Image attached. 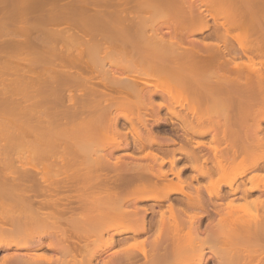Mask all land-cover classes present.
<instances>
[{
    "label": "bare ground",
    "instance_id": "1",
    "mask_svg": "<svg viewBox=\"0 0 264 264\" xmlns=\"http://www.w3.org/2000/svg\"><path fill=\"white\" fill-rule=\"evenodd\" d=\"M236 27L251 43L238 42L243 54L237 55L248 63L236 62L228 43ZM205 30H211L210 40L189 38ZM0 61L2 70L28 75L1 84L12 92L0 97V117L20 126V138L11 141L16 147L0 145V159L7 160L0 161V249L20 248L37 236L29 247L60 253H8L0 264H205L209 238L231 236L246 244L242 264H264V209L261 218L254 215L258 220H241L242 226L230 221L234 195L240 192L246 201L252 191L264 194V184L255 182L259 174L242 180L264 167V0H0ZM159 80L191 96L190 114L154 99L167 92ZM13 91L21 93L14 97ZM162 108L181 119L185 141L198 149L187 155L196 168L193 178L205 176V183L180 177L176 150L163 159L146 148L156 140L138 125L145 126L148 110L158 120ZM132 109L137 112L128 113ZM120 118L151 163L114 155L122 139L124 146L130 141ZM1 126L5 136L9 130ZM206 134L216 144L195 138ZM20 156L26 161L19 166L11 161ZM34 159L45 162L38 167ZM169 172L175 179L167 178ZM209 214L203 230L200 221ZM152 229L149 246L143 239L126 243ZM117 244L127 245L97 260Z\"/></svg>",
    "mask_w": 264,
    "mask_h": 264
},
{
    "label": "rangeland",
    "instance_id": "2",
    "mask_svg": "<svg viewBox=\"0 0 264 264\" xmlns=\"http://www.w3.org/2000/svg\"><path fill=\"white\" fill-rule=\"evenodd\" d=\"M211 21V20H210ZM163 30H167V29H163ZM221 31H218L219 33L220 32H224V29L223 28H221L220 29ZM208 31H209V33H208ZM210 31L211 30H205V31H202V32H193L190 36H189V38H198V39H200V38H202V37H206L207 36V38L206 39H209L210 40ZM232 31V32H231ZM231 31H230V37L228 36L227 38H228V40L230 41V42H228L229 44H232V45H234L233 47H234V49L236 50L235 51V53H236V55H237V53H242V49L239 47V43H242L243 44V46L245 45V46H247V45H251V43H250V41H248V40H243V38L245 37V35H246V33L244 34V31L243 30H241V28H238V27H236V28H233V29H231ZM167 32V31H166ZM252 31H250V33H247V34H249V35H254V36H257V34H259V32L257 31V32H252ZM217 33V32H216ZM166 34H168V33H166ZM223 34V33H222ZM209 35V36H208ZM224 35V34H223ZM236 36V37H235ZM226 37V36H225ZM208 40V41H209ZM238 40V41H237ZM242 40L244 41V42H242ZM237 41V42H236ZM239 41H241V42H239ZM239 42V43H238ZM241 45V44H240ZM236 47V48H235ZM242 50V51H241ZM243 54V53H242ZM242 54L241 55H237L236 56V58L234 59L236 62L238 61V62H244V63H248L249 61H247L246 60V56H244V57H242ZM255 63V65L254 66H257V65H260V63L256 60V61H254ZM20 63V62H19ZM259 63V64H258ZM14 64V65H13ZM12 64V66H16V64L15 63H13ZM22 64H24V63H22ZM2 65V63H1V61H0V66ZM21 65V64H20ZM21 66H23V65H21ZM1 68V67H0ZM5 70V71H4ZM2 71H4V72H2ZM1 72H2V74H1ZM44 71H42V73H43ZM45 73V72H44ZM15 74V75H14ZM0 75H1V77H0V85L2 84V82H3V86L5 85L4 83H6V82H8V83H14V82H16L17 83V78L19 79V77H21L22 76V78L23 79H25V78H27L28 77V75L26 74V73H23V72H18V71H14L13 73L11 72V70H8V69H0ZM10 75V76H9ZM11 75L12 76H14L15 77V79H13L12 80V77H11ZM19 75H21V76H19ZM27 75V77H25V76ZM42 75H45V76H47L46 75V73L45 74H42ZM7 76H9L8 78H7ZM3 77L5 78L4 80H3ZM11 77V79H9ZM13 77V78H14ZM17 77V78H16ZM21 78V79H22ZM46 78H48V76L46 77ZM9 81H8V80ZM23 79H22V81H23ZM154 79V78H150L149 79V81H152V80ZM16 80V81H15ZM157 80V79H156ZM5 81V82H4ZM14 81V82H13ZM153 81H155V79L153 80ZM159 81H161V80H159ZM21 83V81L19 80L18 81V83ZM157 83H160V82H158V80L156 81ZM164 83H165V85H164ZM162 82L161 81V84L160 85H162L163 86V88L167 91V92H165L166 93V95H164V92L159 96V95H157V96H155L154 97V99L156 100V101H167V103L168 104H171V106L172 107H174V109L175 110H177V111H179L180 112V115L183 113H187V114H190L189 112H188V104H187V100L186 99H190L191 98V96L190 95H188V94H185V95H181L180 94V92L179 93H177L178 91L175 89L176 87H174V89H175V91L172 89L173 88V86L171 85V84H166V82ZM7 84V83H6ZM15 84V83H14ZM167 85V86H166ZM9 86V85H8ZM166 86V87H165ZM6 87V89H7V85L5 86ZM10 87V86H9ZM172 87V88H171ZM0 97H4V96H7V95H9V93H11L12 91H5L4 92V90H5V88L4 87H2V85L0 86ZM8 90H10V88H8ZM16 90V89H15ZM18 90V89H17ZM177 91V92H176ZM14 93H12V94H14L13 96L15 97V95H17L18 93L20 94L21 92H15V91H13ZM16 93V94H15ZM4 94V95H3ZM65 94V93H64ZM65 95H67V91H66V94ZM18 96V95H17ZM190 97V98H189ZM186 101V102H185ZM184 105V108H183V105ZM127 111H129L128 113H132V114H135L136 112H137V110H135V109H132V110H127ZM149 111V110H148ZM167 110H165V108H162V109H160L159 110V116L160 117H165L166 118V120L173 126V125H175L176 126V123H173L174 121L175 122H180L178 119H176L175 117H169V115H168V113L166 112ZM199 111L197 110V113H198ZM182 114V115H183ZM200 114V113H199ZM153 115L154 114H152V113H149L148 115H147V117L149 118V117H151V118H153ZM196 115V114H195ZM2 117L3 118H5V119H7V121L8 122H6V120L4 121L5 123V125L3 124L2 125V123L0 122V126L2 125V126H5V127H3V129L5 128V129H7V130H5L4 132H6V131H8V132H6V133H2L3 135H5V136H2V135H0V140H1V142H4V143H2V144H0V145H2V147L4 146L5 147V145H6V143H7V145L9 144L10 145V143H11V145H13L12 144V142L11 141H16L15 139L16 138H18V137H16L17 136V134H19L20 132V126H18L17 125V123L16 122H13V120L11 119V118H7V116H2L1 115V117H0V119H2ZM11 119V120H10ZM1 121V120H0ZM2 121H3V119H2ZM10 121V122H9ZM13 124H12V123ZM148 122H151V120L150 119H147L146 120V125H147V127H149L150 125L148 124ZM155 122V121H154ZM7 123H9V124H7ZM10 123L12 124V125H14V123L16 124V125H14V127L16 126V127H19V128H16L15 127V130H13L14 129V127H13V129H8L9 128V126L11 127L12 125H10ZM6 124L7 125H9L8 126V128H7V126H6ZM129 123H127L123 118H120L119 119V126H120V128L123 130V132L124 131H126V136H127V140L129 141V146H124V142H126V141H124V139H122V146H123V148H120V149H118V150H116V151H114V155L115 156H117V157H121V158H124V159H130V157H129V155H127V153H138V154H140L141 156H139V157H131V159L134 161V162H138V163H145V162H147L148 161V159L146 158V157H144V149H142L140 146H139V144H138V142L135 140V139H133L132 137H131V134H129V131H127L128 130V125ZM1 126V127H2ZM262 126L264 127V122L262 123ZM2 129V130H3ZM18 129V130H17ZM10 130H13V131H11L13 134H11V132H10ZM140 130L143 132V133H146V130L143 128V127H141L140 128ZM155 130V129H154ZM0 132H1V130H0ZM3 132V131H2ZM14 132H15V134H16V132H17V134L15 135L14 134ZM15 135V136H14ZM159 135V134H158ZM172 136H173V134H171ZM7 137V138H6ZM13 137H15V138H13ZM186 133H185V139H186ZM2 138V139H1ZM20 138V137H19ZM157 138V140L159 141V140H162L163 138L162 137H160V136H157L156 137ZM195 138H197L198 140H203V141H206V142H208L209 144H214L215 142H211L210 141V134H206V135H204V136H196L195 135ZM22 139V138H21ZM18 140V139H17ZM184 140V139H183ZM10 141V142H9ZM0 142V143H1ZM22 142V141H21ZM20 142V143H21ZM185 142H187V141H185ZM14 143V142H13ZM17 143L18 142H16V145H17ZM22 144H24V143H21L20 144V147L21 146H23ZM189 144H192V143H189ZM208 144V145H209ZM216 144V143H215ZM19 146V143H18V145H17V147ZM153 146H155V145H153ZM1 147V146H0ZM7 147V146H6ZM13 147H16L15 146V144L13 145ZM205 148L206 149H204L203 151H206V154H209V156L210 157H212L211 159H213V155H212V149H210V147H206L205 146ZM193 149V148H192ZM191 149V147L188 145V146H186V148H185V151L186 152H192V151H194V150H192ZM134 150H137V152L136 151H134ZM202 151V152H203ZM208 151V152H207ZM210 151V152H209ZM1 152V151H0ZM195 152V151H194ZM3 155V154H2ZM0 156H1V154H0ZM21 157V156H20ZM24 159V158H23ZM23 159H22V157L20 158V159H12L11 161L12 162H14V164L15 163H17V165L19 166V164H21L22 162H25L26 160L24 159V161H23ZM210 159V160H211ZM5 159L3 158V159H0V161H4ZM14 160V161H13ZM19 160H20V162H19ZM208 161V163H207V165L209 166H212V168H214L213 167V165H211V164H213V161L211 162V161ZM214 160V159H213ZM5 161H7V160H5ZM8 161H10L9 159H8ZM33 161V163H34V161H35V164L38 166V167H40V165H42V163H44L45 162V160H41V159H34V160H32ZM41 162V161H44V162H41L40 164H39V162ZM186 163L188 164V159L186 160ZM39 164V165H38ZM167 167V164L165 163V165H164V168H166ZM190 168V171H189V173L188 174H195L196 173V168H191V167H189ZM259 168V169H258ZM2 169H5L4 167L2 168ZM7 169L8 168H6L4 171H7ZM51 171L52 172H55V171H53V169H51ZM215 171V170H214ZM52 172H51V174H52ZM252 173H255V174H259L257 177H255L254 176V178H256V183L257 184H260L261 186H262V184H264V183H262V182H264V167H256V168H254V170H251V171H249L248 173H246L243 177H242V180L245 178H247L248 176H250ZM50 174V175H51ZM55 173H53V175H54ZM53 175H51V176H53ZM180 175H181V178H185L184 177V173H180ZM216 175H217V173H215V172H213V174H212V176H214V177H216ZM169 177H173V175L172 174H170L169 175ZM213 177V178H214ZM187 178V177H186ZM217 178V177H216ZM173 179H175V177H173ZM206 177L205 176H198L197 177V180L199 181V182H197V180H193L192 181V184H196V183H205V181H206ZM239 180H241V178H238L237 179V181L234 183V186L236 185V183H238V181ZM257 180H260L261 182L259 183V181L257 182ZM202 183V184H203ZM188 190H189V188H187ZM228 188L227 187H225V186H223V190L224 191H226ZM64 193V192H63ZM205 194V192L204 191H202V194ZM260 195V197H257V196H259ZM264 194H262V192L261 191H259V190H256V191H252L251 193H250V196H248L249 198H248V200L246 199V201H245V199H242L241 197L239 198V196H240V192H238L236 195H234V196H236V199H233V201H232V206H230L231 208V210L233 209V210H235V208L237 209V210H235V211H233L232 210V212H234V213H232V216H234L235 215V219L232 217V218H230V221L232 220V222L234 223V225H240L241 223L242 224H244V222H242L243 220L246 222V220H248V222H249V220H251V221H253V220H255V219H257L258 220V218H255V217H259V218H261L262 216L261 215H263V214H260V212L262 213L263 211H262V209H264L263 207H264V196H263ZM238 197V198H237ZM254 198H256V203H255V205H252L253 203V199ZM263 198V199H262ZM64 199V201H65V198H63ZM242 199V200H241ZM251 199V200H250ZM263 200V204H261V203H258L257 204V202L259 201L260 202V200ZM258 200V201H257ZM63 201V202H64ZM242 201H243V203L245 204V205H243L242 204ZM246 203H245V202ZM248 201V202H247ZM148 202H143V203H140V204H147ZM71 204H74V202L72 203L71 202ZM260 204V205H259ZM233 205L235 206L234 208H233ZM262 205V206H261ZM241 206V207H240ZM262 207V208H261ZM156 209H159L158 207H156ZM231 210H230V214H231ZM189 212H193L192 210L190 211L189 210ZM198 212V211H197ZM211 213V212H210ZM150 214V213H149ZM147 215V217H148V219H150L149 218V216L150 215ZM234 214V215H233ZM212 216H213V214H211ZM254 215H255V217H254ZM259 215V216H258ZM154 216H156V214L154 215ZM154 216H150V217H154ZM212 216H210V214H209V216L207 217L206 215L202 218V222L200 221V228L201 229H203V227H204V229H205V225L208 223V221H209V219H211V217ZM251 218V219H250ZM167 222H168V225H170V218H168L167 217ZM234 219V220H233ZM238 220V221H237ZM242 220V221H241ZM181 221V220H180ZM250 221V222H251ZM231 222V223H232ZM242 224H241V226H242ZM240 226V227H241ZM230 227H232V225L230 226ZM235 227H237V226H235ZM203 229V230H204ZM154 229H152L151 230V232H149L148 233V235L147 234H142V236L140 235V236H138L136 239H131L130 241H129V243L128 242H126L128 245L129 244H137V243H139V241H141L142 239L143 240H145V246H147L148 245V243H151V238H153V237H151L150 239H149V237L150 236H152V234H154V231H153ZM111 232V231H110ZM153 232V233H152ZM151 233V234H150ZM150 235V236H149ZM124 236V235H123ZM145 236H149L147 239H146V237ZM116 238H118V236L116 237ZM235 238V239H234ZM233 238V236H231V237H228V238H226V239H224V241H217V240H214V239H212V238H209L211 241L210 242H212L214 245H217V247H221L222 248V250H223V247H222V245L223 244H228L227 246L226 245H223V246H226L225 247V249L223 250V251H221V248H220V250H219V248H217L216 246V248H214V245H211L212 243H210L208 240V242H206V243H208V244H206V246L204 247L205 249V253H204V258H205V260H206V262H205V264H231V262L230 261H228V260H233L234 258H235V260H233V261H236V264H242V261H243V258L245 257V254H244V251H245V247H246V244H244L245 242L244 241H240V240H237L236 241V237H234ZM36 239H38L37 238V236L35 237V238H32V239H30L29 241H28V245L27 244H25L24 246H22V247H20V248H14V247H11V248H5V247H2L1 249H0V258L4 255V254H8V253H13V254H16V252H18L17 254L19 255V256H22L23 254H25V253H31V254H46V255H50L51 257H59L60 256V253L59 252H57L56 250H54L53 248H47V247H45V245L44 246H42V247H38V248H32V247H29V246H31V244L34 242V240H36ZM81 241L80 242H83L82 241V239H80ZM50 241H54V240H51L50 238H48V237H43V242H50ZM185 241V240H184ZM75 241H73L72 240V243H74ZM218 242V243H217ZM226 242H228V243H226ZM244 242V243H243ZM99 243V241H94V245H97ZM219 243H222L221 245H219ZM92 244V245H93ZM127 244H125V245H127ZM240 244V245H239ZM125 245H119V244H117V245H115V246H113V247H111L110 249H107L105 252H103V253H101L99 256H98V261H101L102 259H105V258H108V257H110V256H112V255H115L116 253H117V251H119V249L123 246H125ZM236 245V246H235ZM138 246H139V244H138ZM149 246V245H148ZM213 246V247H212ZM236 247V249H238V250H236L235 249V247ZM243 246H245L244 247V250H243ZM212 247V248H211ZM230 249L229 251H228V248ZM232 247H234V248H232ZM218 249V250H217ZM215 250V251H214ZM232 250H234V251H232ZM231 251V252H230ZM217 252H218V254H217ZM220 252H221V254H220ZM227 252H228V255L230 254V256H228L227 255ZM223 254V255H222ZM243 257V258H242ZM240 259V260H239ZM237 260H239V261H237ZM242 260V261H241ZM183 261V263L182 262H180V264H190L192 261H188V260H186V259H184V260H182ZM188 261V262H187ZM241 261V262H240ZM95 262V261H94ZM240 262V263H239ZM244 262V261H243ZM235 263V262H234Z\"/></svg>",
    "mask_w": 264,
    "mask_h": 264
},
{
    "label": "flooded vegetation",
    "instance_id": "3",
    "mask_svg": "<svg viewBox=\"0 0 264 264\" xmlns=\"http://www.w3.org/2000/svg\"><path fill=\"white\" fill-rule=\"evenodd\" d=\"M149 113H152V114H154V113L151 112V111H148L147 114H146V120L147 119H150L151 120V122H148V124L150 126L147 127L146 120H145V126L138 125V127H140V128L143 127L146 130V133H143L141 131L143 134H147V132L150 130L151 131V137L154 140H156L155 142L146 145L147 146L146 148H148V151H151L152 153L158 154L163 159H166V157L168 155H170V151L176 150V152H175L176 153L175 155H176V158H177V160H176V167L179 168L180 173L181 172L184 173V177L185 178H183V179L197 180V178L196 179L193 178V176H195L196 173L195 174H188L189 171H190V168L189 167L192 168V166L190 165L189 160H188V164L186 163V160L188 159L187 158V155L189 154V152H186L185 151V148L188 145L190 147H192V144H189L188 142H185V128L182 125L181 119H178L180 122H175L174 121L173 123H176V126L175 125L172 126L166 120L165 117H160L159 116L160 118L158 120H156V118L153 115V118H151V117L148 118L147 115ZM171 134H173V136ZM157 136H160L163 139L158 141L157 138H156ZM138 144L143 149V147L141 146V144L139 142H138ZM153 145H155V146H153ZM120 148H123V146H121ZM144 150H145L144 151V153H145L146 152V149H144ZM197 150L198 149H195V152H197ZM134 151L137 152V150H134ZM201 151H200V153H202ZM128 154H132L134 157L141 156L138 153H127V155ZM146 158L148 159V161L145 162V163H138V162H135V163H138V164H148V163H151V159L149 157H146ZM165 163L167 164V167L164 168V165H165L164 164L162 168H163V170H168L169 169V164L167 162H165ZM154 167L155 168L158 167V162H156L154 164ZM170 174H172V173L169 172L168 175H167V178H173V177H175L173 174H172L173 177H169ZM180 177H181V175H180ZM72 205H74V204H71L69 206H72ZM69 211L70 210H66L67 213ZM54 242H55V240H54ZM45 243H47V242H45Z\"/></svg>",
    "mask_w": 264,
    "mask_h": 264
}]
</instances>
